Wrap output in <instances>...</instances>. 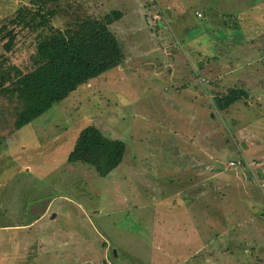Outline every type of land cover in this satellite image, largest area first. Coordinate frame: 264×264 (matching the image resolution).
<instances>
[{"label":"rangeland","instance_id":"1","mask_svg":"<svg viewBox=\"0 0 264 264\" xmlns=\"http://www.w3.org/2000/svg\"><path fill=\"white\" fill-rule=\"evenodd\" d=\"M31 1L0 0V27ZM50 6L61 29L119 10L124 58L16 131L0 96V264H264V0ZM35 43L0 55L28 71ZM87 125L125 144L105 177L66 161Z\"/></svg>","mask_w":264,"mask_h":264},{"label":"trees","instance_id":"2","mask_svg":"<svg viewBox=\"0 0 264 264\" xmlns=\"http://www.w3.org/2000/svg\"><path fill=\"white\" fill-rule=\"evenodd\" d=\"M58 0H32L33 7H19L8 22L0 27L2 47L10 52L17 29H26L36 37L31 57L32 69L22 70L6 54L0 55V96L14 102L15 131L47 111L81 85L115 68L123 61L120 43L110 25L122 13L112 10L101 18L83 16L64 29L52 26ZM246 92L231 88L218 96L217 107L225 109ZM125 144L111 139L96 126L87 125L77 134L66 161L92 168L105 177L122 161Z\"/></svg>","mask_w":264,"mask_h":264},{"label":"built area","instance_id":"3","mask_svg":"<svg viewBox=\"0 0 264 264\" xmlns=\"http://www.w3.org/2000/svg\"><path fill=\"white\" fill-rule=\"evenodd\" d=\"M197 15L200 16L199 13H197ZM152 19H153L154 22H156L157 20L160 19V14H158V13L154 14V15L152 16ZM166 54H168V53H166ZM244 164L249 165L248 162L245 161L243 158L233 159V160H230V161L228 162V166H229V167H236V168H238V167H240V166H243ZM259 186L261 187V189L264 190V178H262V179L260 180V182H259Z\"/></svg>","mask_w":264,"mask_h":264},{"label":"crops","instance_id":"4","mask_svg":"<svg viewBox=\"0 0 264 264\" xmlns=\"http://www.w3.org/2000/svg\"><path fill=\"white\" fill-rule=\"evenodd\" d=\"M173 48H174V47H173ZM173 48H172V49H173ZM171 52H172V50H171ZM261 170L264 172V168H261ZM260 175L262 176L263 174L261 173Z\"/></svg>","mask_w":264,"mask_h":264},{"label":"water","instance_id":"5","mask_svg":"<svg viewBox=\"0 0 264 264\" xmlns=\"http://www.w3.org/2000/svg\"><path fill=\"white\" fill-rule=\"evenodd\" d=\"M54 216L52 215L51 218H53Z\"/></svg>","mask_w":264,"mask_h":264}]
</instances>
